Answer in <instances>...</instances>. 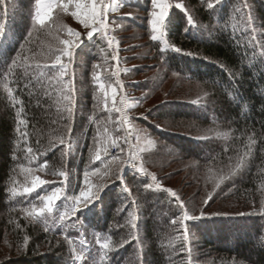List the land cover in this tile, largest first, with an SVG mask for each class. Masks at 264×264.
<instances>
[{"label": "trees", "instance_id": "16d2710c", "mask_svg": "<svg viewBox=\"0 0 264 264\" xmlns=\"http://www.w3.org/2000/svg\"><path fill=\"white\" fill-rule=\"evenodd\" d=\"M172 1H182L188 12L175 7L169 10L162 40L153 41L149 27H141L149 39L153 59L167 74L203 88L208 97L194 100L197 103L176 98L162 101L138 121L165 142L173 154L194 161L199 174L211 181L210 187L221 176L227 177L210 192L217 202L192 212L182 201L190 215L200 217L204 213L186 222L189 238L185 242L184 228L171 222L182 216V209L164 191L168 188H147L152 184L148 177L127 170L125 165L121 168L120 161H110L114 156L105 155V148L113 145L123 148L119 157L126 152L117 112L109 114L96 101L102 94L93 71H102L111 63L102 56V50H107L105 39L93 36L75 51L65 77L72 78L76 101L68 132V121L62 118L66 113L57 110L55 90L45 82L52 73L41 77L38 71L25 72L24 68L8 72L18 54L34 65L30 56L46 51L42 44L46 28L33 25L35 0H0V23L5 25V35L0 39V236L6 233L19 246V252L6 257L2 264L70 263L73 254L84 249L81 237L91 247L82 264H201L199 260L207 258L211 262L208 264H264V0H222L214 9L207 8L208 0ZM245 2H250L247 11L256 30L254 41L252 29L235 12ZM188 15L196 27L188 25ZM102 78L112 81L110 75ZM5 84L23 102L28 146L36 154L31 163L24 158L23 147L16 146V111L21 105L10 100ZM136 86L151 89L150 85ZM46 91L51 95H45ZM162 122L182 123L189 130L164 128ZM58 137L67 143L60 144ZM90 150L99 151L100 160L94 159ZM18 164L33 168L35 176H46L48 183L13 198V176L20 192L30 186L31 177L25 181L26 174ZM43 165V171L37 170ZM97 169L103 172L101 178L110 175L113 180L95 186L96 179L90 176ZM86 170L90 173L89 183H94L90 185H105L100 198L88 209L60 222L65 198L78 194L84 186ZM59 171L67 173L66 180L53 174ZM120 174L129 192L117 179ZM61 186L64 191L47 221L26 218L22 209L32 204L39 207V196ZM129 213L137 217L139 243L130 238ZM98 235L111 238V251L105 254L99 248ZM123 240L129 242L120 246Z\"/></svg>", "mask_w": 264, "mask_h": 264}, {"label": "rangeland", "instance_id": "374dc122", "mask_svg": "<svg viewBox=\"0 0 264 264\" xmlns=\"http://www.w3.org/2000/svg\"><path fill=\"white\" fill-rule=\"evenodd\" d=\"M106 3H114L117 6L110 8L108 12L107 22V36L115 37L112 47H109L107 40V50H102V56L106 61L111 60L110 64H107L102 71H98L99 81L106 84V89L111 95V87L116 88V103L119 107V101L123 97L128 107L125 109L126 115L132 119L135 129L140 131L138 140L135 137L132 139L133 145L138 151L137 168H129L128 163H122L127 161L129 153L125 152L122 156H118V152L121 150H109L110 152L116 153L113 160L120 161L121 168L125 165L127 170L138 172L139 166L142 165L146 170V177L151 180V176H156L153 186L157 184L160 188H168L177 193L180 197V201L184 202L185 205L192 212L203 209L204 207H211L215 201L212 199L208 200V194L213 190L214 186H217V181H214L212 186H209L210 180H206L201 176L200 171L195 169V162L192 160L182 159L178 155L173 154L166 146L165 142L160 140L149 128L144 127L143 124L139 123V119L145 118L148 111L154 107L155 104L160 103L169 99H186V100H203L208 97L207 92L203 88L197 85L190 84L189 82L181 81L167 72L159 65V62L153 59L152 47L149 44V39L146 37V32L141 25H147L151 33V26L148 23L151 11L150 0H123L121 4L119 0H105ZM134 3L139 4L135 6ZM173 5L177 3H183L182 1H172ZM250 6V2H247ZM185 5V4H184ZM170 10V9H169ZM181 10V9H180ZM188 12L187 9L182 10ZM48 27L45 29V34L42 38L43 47L46 51L34 53L30 56V59L34 63H51L45 61V56L48 54L49 46L52 48L62 47L58 44L55 39L56 36L60 38H67L66 27H70L75 31L81 33L82 43L90 41L87 38L86 31L83 26L70 14L61 12H54L51 20L48 22ZM143 23V24H139ZM66 26V27H63ZM51 33V34H49ZM109 33V34H108ZM94 36L102 37V33H97ZM163 37L160 39L162 40ZM81 43V44H82ZM80 44V45H81ZM113 54L117 55L118 59L113 60ZM67 62V61H66ZM70 64L67 71L69 70ZM112 72H117L118 76H112ZM110 75L112 78L111 83L106 82L102 76ZM119 80V83H117ZM139 85H150L151 89L140 90ZM111 85V87H108ZM99 90V87H98ZM112 101L109 99L108 106H111ZM114 112V111H112ZM118 120L120 119V113L117 112ZM171 122H162V127L169 129L183 130V124L178 123L171 125ZM186 132L189 130L184 129ZM145 163V165L143 164ZM147 169L150 171L148 172ZM39 174V173H38ZM103 172H95L91 178H95V186L97 183H107L112 181L113 178L108 175L106 178H101ZM43 180H47L46 176L37 175ZM122 179H118L123 183V190L126 185V179L120 174ZM204 183V185H203ZM90 184H94L91 182ZM84 187V186H83ZM159 188V189H160ZM91 191H95L96 188L91 185ZM80 191L78 192V196ZM207 200V203L205 201ZM56 203V202H55ZM63 208L60 215L64 212ZM28 221V220H27ZM26 221V222H27ZM58 240L57 238L54 239ZM85 245L87 242L83 239ZM90 245V244H89ZM20 247H22L20 245ZM19 246L14 239L9 237L6 233L0 236V264L3 263L4 259L10 255H14L19 252L17 250ZM85 250V251H84ZM89 249L84 248L82 252L76 251L68 264H75V262L81 263L85 260ZM197 253V252H196ZM82 255L83 260H78L76 257ZM210 258L200 259L201 264H208ZM211 263V262H209ZM67 264V263H64Z\"/></svg>", "mask_w": 264, "mask_h": 264}, {"label": "snow or ice", "instance_id": "6c2138e0", "mask_svg": "<svg viewBox=\"0 0 264 264\" xmlns=\"http://www.w3.org/2000/svg\"><path fill=\"white\" fill-rule=\"evenodd\" d=\"M119 2L122 4L123 0H119ZM151 3V11H150V19L148 23L151 26V39L153 41L160 40L165 35V29L167 27L166 21H169V9L175 7L177 9L185 10V5L183 3H177L173 5L170 3V0H150ZM222 3V0H208L207 8L208 9H214L215 6H218ZM117 6L114 3H106L105 0H35V13L33 16V25L40 26L41 28H47L48 27V21L51 20L54 12H61L65 14H70L72 17H74L84 28L86 31V35L88 39H92L94 33H102V38L107 40V43L109 47H112L113 41L115 37H108L107 36V29H108V12L110 8H113ZM249 5L245 2L240 4L238 7L235 8V12L240 14L241 19L244 21V23L247 25L248 28L252 29L253 36L252 40H255V29L252 28V17L248 13ZM187 23L188 25L192 27H196V22L194 21L193 17L191 15L187 16ZM66 27V26H63ZM5 25L3 23H0V39H2L5 35L4 32ZM66 33L67 38H60L59 36H56L55 39L58 41V44L62 47H57L53 49L51 46H49V52L45 56V61H50L51 63H36L34 65L27 64V57H24L23 59L18 54L17 58L12 61L11 66L8 69V72H13L16 68H24L25 72H28L29 70H35L38 71L41 75V77L47 76L48 73H52L51 76H48L47 80L45 81L48 86L54 88L55 90V99L54 103L57 107V110L61 113H66V115L62 116L63 119H66L68 121L67 129L68 132H71V122L74 116L75 108H76V101H75V90L74 85L72 83V78L69 77L67 80H65V77L68 76V66L73 62L74 54L76 49L80 46L82 43L81 39V33L78 31H75L74 29L70 27H66ZM51 34V33H49ZM32 33L29 32V36H31ZM167 43L165 44V47H167ZM21 48H23V45H21ZM172 50L176 52H181L180 48L173 47ZM264 55V53H262ZM113 60H117V55L113 54L112 56ZM18 61H21L18 63ZM67 61V62H66ZM97 66H94V69ZM112 76H118L117 72H112ZM93 79L99 81V76L96 73V71H93ZM117 83H119V80H117ZM5 90L8 93V96L10 100L14 104H20L21 107L16 111V128L15 131L18 134L17 135V149H20L23 147L24 151V158L29 161V163L33 162L36 159V154L34 153V150L31 146H28V120L24 113L23 108V102L16 99L15 96H13L12 90L8 87L7 84H5ZM99 92L102 94L100 96L96 97L97 105L103 104L105 106V110L111 114L112 111H116L120 113V119L117 122L120 126L123 125H129V131L127 134L123 137L125 143L129 147V156L127 161H124L122 163H128L133 168H137V160L138 157L135 155L134 151H132L133 145L131 143L132 139L134 138L132 136V131L136 132L135 138L138 140L140 136V131L135 129L134 126L130 125V121L128 120V117L126 115L125 109L128 107L126 105L123 97H121L119 104L120 106H117L116 103V94L117 90L114 87H111V85H108V87H111V95H109L108 90L106 89V84L104 82H100L98 84ZM45 95H51L49 92H45ZM111 99L112 104L111 106H108V101ZM193 103H197V101H193ZM55 122V121H54ZM105 133L107 132V129L104 130ZM99 136V134H98ZM98 137H94V140H97ZM58 142L60 144H66V140L63 137H58ZM251 143H255L254 140H251ZM115 143V142H113ZM119 146V145H117ZM123 151V148L121 149ZM105 155L107 154V149L104 150ZM90 154H92L93 158L96 160H100L101 153L99 151H96L92 153V150H90ZM13 159H17L16 156H13ZM243 161V157H241V162ZM241 165L240 163H237L236 168H239ZM18 167L20 171L25 175V181H28L29 177L30 179V186H24L23 192H20L14 185L17 183L15 176L11 178V183L13 184V187L10 188V194L13 198H15L17 195H23V194H30L35 189L39 188L40 186L48 183V181H45L41 179L39 176L33 175V168L31 167H24L23 164H18ZM46 167V165L41 166L37 170L43 171V168ZM15 172V169L13 170ZM139 171L142 173H146V170L143 168L142 165L139 166ZM96 172H99V169L96 170ZM54 175H59L61 177H64L65 180L67 179V173L65 171H59L56 173H53ZM95 174V173H93ZM89 175L90 173L86 170L84 172V187L81 188L80 193L78 196L73 197H66L65 198V210L64 212L59 216V221L63 222L70 216H75L78 212H82L85 209H88L91 205L95 203V201L99 200L100 198V192L103 190L105 185L101 184L99 185L96 190L93 192L91 191V185L89 183ZM227 177L221 176L219 180L217 181V186H219V182L223 179H226ZM117 179H122L121 176H117ZM152 181H156V176H151ZM63 185V181L61 182ZM147 188L151 189L152 184L146 185ZM157 189L160 188V185H156ZM64 189L63 186L56 187L54 190H52L50 193L39 196V200L41 202L40 206L37 207L36 204H32L30 208H24L22 211L26 214V218H33V219H41L43 218L45 221H47L48 216L53 212V208L55 206V202L61 198V195L63 193ZM125 192H129L128 188H124ZM164 191L170 193L172 197L176 199L178 202V206L182 209V216L177 218H174L171 222L173 225L179 223L183 228V240L185 242L188 241V230L186 222L190 220H195L198 218L203 217L204 213H200V217H197L195 215H190L188 210L185 208L184 204L180 201V197L177 195V193L171 189H164ZM130 195V193H129ZM208 200L211 199V193L208 194L207 197ZM71 201V203H67V201ZM207 203V200L205 201ZM130 219L128 221V224L131 227V233L130 238L132 240H138L137 236V217L134 213H129ZM19 227V225H17ZM48 229L45 228V231ZM28 237H24V243L27 244ZM97 244L99 245L100 249L105 250V254L108 251L112 250V241L111 238H104L102 239L97 236ZM128 240H123L120 244V246H123V244L128 243ZM69 243L71 244L72 241L69 240ZM84 242L81 241V244ZM78 260H83L84 257L82 255H78L76 257Z\"/></svg>", "mask_w": 264, "mask_h": 264}, {"label": "built area", "instance_id": "2783aa9c", "mask_svg": "<svg viewBox=\"0 0 264 264\" xmlns=\"http://www.w3.org/2000/svg\"><path fill=\"white\" fill-rule=\"evenodd\" d=\"M95 34H97V33H94V35ZM109 34V33H108ZM128 117V120L130 121V125L131 126H133V122H132V119H130V117L129 116H127ZM122 128H123V130H124V134H123V136H122V138H121V142H122V144H123V146H124V148H125V151L127 152V153H129V147H128V145L125 143V141H124V139H123V137L127 134V132L129 131V128H130V126L129 125H123L122 126ZM133 131H132V136H133ZM131 143H132V141H131ZM132 145H133V143H132ZM111 150H118V147H117V145H113V146H111L110 148H108L107 149V154L106 155H109V156H114L116 153H114V152H110ZM132 151H134V153H135V155L137 156L138 155V151H137V149H136V147L133 145V148H132ZM128 167L129 168H131L132 166L130 165V164H128ZM138 173L142 176V177H146V174L145 173H142V172H140L139 170H138ZM152 180V179H151ZM153 182V184H154V181H152ZM78 264V263H77Z\"/></svg>", "mask_w": 264, "mask_h": 264}, {"label": "bare ground", "instance_id": "6f19581e", "mask_svg": "<svg viewBox=\"0 0 264 264\" xmlns=\"http://www.w3.org/2000/svg\"><path fill=\"white\" fill-rule=\"evenodd\" d=\"M123 133V132H122ZM121 143V142H120Z\"/></svg>", "mask_w": 264, "mask_h": 264}]
</instances>
